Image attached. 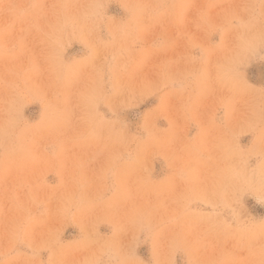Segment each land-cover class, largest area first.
Segmentation results:
<instances>
[{"label":"rangeland","instance_id":"obj_1","mask_svg":"<svg viewBox=\"0 0 264 264\" xmlns=\"http://www.w3.org/2000/svg\"><path fill=\"white\" fill-rule=\"evenodd\" d=\"M0 264H264V0H0Z\"/></svg>","mask_w":264,"mask_h":264}]
</instances>
